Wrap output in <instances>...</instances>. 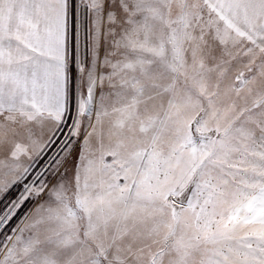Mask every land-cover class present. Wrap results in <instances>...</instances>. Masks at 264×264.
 Returning a JSON list of instances; mask_svg holds the SVG:
<instances>
[{
    "label": "snow or ice",
    "instance_id": "snow-or-ice-1",
    "mask_svg": "<svg viewBox=\"0 0 264 264\" xmlns=\"http://www.w3.org/2000/svg\"><path fill=\"white\" fill-rule=\"evenodd\" d=\"M0 264H264V0H0Z\"/></svg>",
    "mask_w": 264,
    "mask_h": 264
}]
</instances>
